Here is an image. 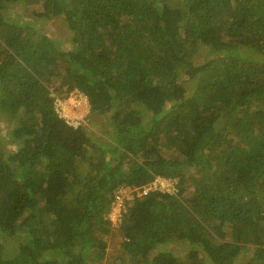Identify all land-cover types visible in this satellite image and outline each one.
Returning <instances> with one entry per match:
<instances>
[{"label": "trees", "instance_id": "trees-1", "mask_svg": "<svg viewBox=\"0 0 264 264\" xmlns=\"http://www.w3.org/2000/svg\"><path fill=\"white\" fill-rule=\"evenodd\" d=\"M169 1L0 0V264H264V0Z\"/></svg>", "mask_w": 264, "mask_h": 264}, {"label": "built area", "instance_id": "built-area-1", "mask_svg": "<svg viewBox=\"0 0 264 264\" xmlns=\"http://www.w3.org/2000/svg\"><path fill=\"white\" fill-rule=\"evenodd\" d=\"M66 104L68 105V103ZM70 105L73 106V110H71L73 115L70 114L71 117L68 116L64 109L66 105L62 102H56L60 116L65 118L70 125L77 127L89 111L88 102L86 97L79 93L73 95V99L70 100ZM73 119H76L77 122L73 121ZM72 122H75L76 124ZM178 182L179 181L176 178H164L158 176L147 185L141 186L139 188L120 187L116 190L113 196L111 208L107 213L106 218L109 220L112 226L119 227L122 220V215L126 210L127 202L134 200L136 197H146L150 193L154 192L172 195L178 190Z\"/></svg>", "mask_w": 264, "mask_h": 264}, {"label": "rangeland", "instance_id": "rangeland-1", "mask_svg": "<svg viewBox=\"0 0 264 264\" xmlns=\"http://www.w3.org/2000/svg\"><path fill=\"white\" fill-rule=\"evenodd\" d=\"M172 1L173 0H170L169 2H172ZM201 59L202 58H199V60H201ZM67 103H68V105L66 103H64L66 105L64 109H65L66 113L68 114V116L71 117L70 114L73 115V113L71 111V110H73V106L70 105V102H67ZM83 120H85V118ZM73 121L77 122L76 119L75 120L73 119ZM8 122H10V121L9 120L7 121V124L9 125ZM75 122H72V123H75ZM7 124L2 125L0 123V128L4 129ZM5 130H7V128H5L4 131ZM91 130H93L94 133H96L97 137L104 138V139L109 138V135L107 134L108 131H101V129L98 127H92ZM4 131H0L1 135H3V136H4V134H3ZM2 141L5 143V146L8 149L14 148V146L11 143H9L8 139L2 138ZM114 237H118V234H117V236H111L110 239L108 238V241L110 242L111 246L109 245L107 248H108V254L112 253V255H117L120 251L117 248H112V244H113L112 242H114V240H113ZM21 241H22V238L20 236H17L14 239L7 238L4 240L3 243L6 244L7 248L9 249V247L13 248L15 245H17L18 242H21ZM190 249H191V247L186 242L178 241V242H172V243H167V244L162 245V246H158L152 252V255H155V254L160 253V252H168V253L172 254L174 257H176L182 261H185L188 257V253H189ZM101 264H105V262L103 261Z\"/></svg>", "mask_w": 264, "mask_h": 264}]
</instances>
